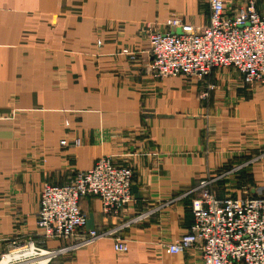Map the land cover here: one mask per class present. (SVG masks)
<instances>
[{
	"label": "crops",
	"instance_id": "obj_1",
	"mask_svg": "<svg viewBox=\"0 0 264 264\" xmlns=\"http://www.w3.org/2000/svg\"><path fill=\"white\" fill-rule=\"evenodd\" d=\"M241 3L224 0L227 16ZM175 18L177 32L206 26L207 0H0V254L38 240L44 183L64 186L101 157L131 168L132 201L105 218L97 198L81 197L94 229L154 212L120 231L126 253L104 238L50 264H200L197 247L167 249L192 223L191 191L213 179L220 198L264 195V158L232 172L264 151V84L245 87L232 68L154 78L149 34Z\"/></svg>",
	"mask_w": 264,
	"mask_h": 264
},
{
	"label": "built area",
	"instance_id": "obj_2",
	"mask_svg": "<svg viewBox=\"0 0 264 264\" xmlns=\"http://www.w3.org/2000/svg\"><path fill=\"white\" fill-rule=\"evenodd\" d=\"M232 1L242 3L234 15L227 16L224 0H207L209 22L204 27L177 32L174 29L180 28L181 22L175 18L167 22L169 30L151 32L148 55L153 77L198 82L206 80L215 69L232 68L245 87L264 84V14L257 12L256 0ZM120 54L131 63L137 60V54L128 49ZM214 90L215 86L207 81L199 96L201 101L208 102ZM74 142L80 145L78 139ZM66 144V140L60 143ZM263 158L264 154L256 156L232 172ZM132 177L131 168L115 165L110 157H101L67 185L44 183L36 217L38 240L13 242L8 251L0 254V264H50L63 254L104 238L113 240L115 252L126 253L128 244L120 237V231L147 219L154 210L137 212L108 229L86 231L88 216L79 200L97 198L105 218L117 217L132 201ZM213 186L214 180L206 179L191 191L196 194L190 204L192 223L167 249L178 254L197 247L201 251L200 264H264V195L246 192L244 197L220 198ZM49 241L63 244L47 248Z\"/></svg>",
	"mask_w": 264,
	"mask_h": 264
},
{
	"label": "water",
	"instance_id": "obj_3",
	"mask_svg": "<svg viewBox=\"0 0 264 264\" xmlns=\"http://www.w3.org/2000/svg\"><path fill=\"white\" fill-rule=\"evenodd\" d=\"M94 228H95V223H94L93 215L89 214L85 222V230L90 231V230H93Z\"/></svg>",
	"mask_w": 264,
	"mask_h": 264
},
{
	"label": "rangeland",
	"instance_id": "obj_4",
	"mask_svg": "<svg viewBox=\"0 0 264 264\" xmlns=\"http://www.w3.org/2000/svg\"><path fill=\"white\" fill-rule=\"evenodd\" d=\"M264 150V149H263ZM262 154H264V151H262V153H260L259 156H261ZM67 185V184H66ZM242 190V189H241ZM243 190H245V188H243ZM60 257V256H59Z\"/></svg>",
	"mask_w": 264,
	"mask_h": 264
},
{
	"label": "bare ground",
	"instance_id": "obj_5",
	"mask_svg": "<svg viewBox=\"0 0 264 264\" xmlns=\"http://www.w3.org/2000/svg\"><path fill=\"white\" fill-rule=\"evenodd\" d=\"M7 259H5V261H6Z\"/></svg>",
	"mask_w": 264,
	"mask_h": 264
}]
</instances>
